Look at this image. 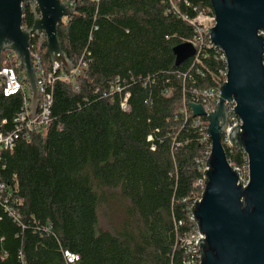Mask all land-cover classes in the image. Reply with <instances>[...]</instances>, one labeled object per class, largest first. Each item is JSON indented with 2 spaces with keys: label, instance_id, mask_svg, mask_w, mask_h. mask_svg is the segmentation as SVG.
I'll use <instances>...</instances> for the list:
<instances>
[{
  "label": "trees",
  "instance_id": "1",
  "mask_svg": "<svg viewBox=\"0 0 264 264\" xmlns=\"http://www.w3.org/2000/svg\"><path fill=\"white\" fill-rule=\"evenodd\" d=\"M60 1L75 8L57 26L74 69L53 75L45 131L0 153L10 193L0 198V264H65L66 251L74 264H199L192 209L211 142L187 104L221 87L222 52L204 38L175 65L173 48L196 34L183 0ZM33 17L25 5L21 25ZM30 46L51 71L45 36ZM21 104V94L0 93V121L11 125ZM223 147L231 167L246 169L239 142Z\"/></svg>",
  "mask_w": 264,
  "mask_h": 264
},
{
  "label": "water",
  "instance_id": "2",
  "mask_svg": "<svg viewBox=\"0 0 264 264\" xmlns=\"http://www.w3.org/2000/svg\"><path fill=\"white\" fill-rule=\"evenodd\" d=\"M209 1L216 23L206 30L210 42L225 55L227 74L212 113L207 114L200 103L187 104L192 116L206 118L211 142L203 192L192 209L199 234L205 236L197 241L199 264H264V34H258L264 32V0ZM27 4L34 16L31 27L21 25ZM74 12L60 0H0V54L11 50L21 61L33 118L38 91L29 53L31 37L44 35L54 71L62 69L71 76L74 65L60 46L57 26ZM173 53L179 66L195 56L196 49L184 42ZM226 101L235 104L231 112L241 121L230 128L228 137L230 143L239 142L247 156L245 186L221 141L229 120Z\"/></svg>",
  "mask_w": 264,
  "mask_h": 264
},
{
  "label": "built area",
  "instance_id": "3",
  "mask_svg": "<svg viewBox=\"0 0 264 264\" xmlns=\"http://www.w3.org/2000/svg\"><path fill=\"white\" fill-rule=\"evenodd\" d=\"M182 2L185 7L192 10L191 15L183 13L181 16L185 21H187L193 26L194 33H196L195 37L192 38V40L188 41L195 47L196 54L193 57H196L198 53L197 48L198 46L202 45V43L204 42V38H207L210 42L208 30L206 29L215 26L216 23V20H214L215 14L212 8L199 9L198 7L193 6L190 2H188V0H183ZM69 6H71V4H69ZM261 33L264 34L263 31H260L258 34L260 35ZM219 50L221 51V49ZM29 53L32 59L33 68L35 70V76L37 78L36 87L38 91V104L34 118L30 114L31 110L29 109V107H30L31 93L28 89V83L26 84L24 83L25 74L21 61L19 60V58H17L16 54L13 53L11 50H4L0 54V75H3L5 77V78H0V93L4 97L14 96L18 94H21L22 96V104L20 106L19 111L12 118L11 125L8 126L7 121L5 119L0 121V153L6 150H12L18 140H29L33 134L43 133L50 121V106H51L52 98L49 88L54 80L53 75L57 70L54 71V66L52 65L51 71H45L39 59L38 52L32 49L31 46L29 48ZM222 55L226 63V58L223 52ZM3 56L5 60H3ZM226 74H227V65L225 70L222 72V75L225 78L224 82L226 81ZM61 76L65 77L67 75L63 73ZM219 92L220 89L204 90L200 94H198L196 100H194L193 102L200 103L207 114L209 112L212 113L215 109L214 103H218L219 101ZM225 105L229 114V120H228V126L226 132L222 135L221 141L223 140L222 142L225 145L230 146L231 143L229 141L228 132L231 127H234V124L237 123L238 125H240L241 121L236 115H234L231 112L234 109L235 104H230L226 101ZM121 106L123 109L127 108L126 98L121 103ZM207 127H208V122H207ZM209 154H210V150L206 153V157H207L206 160L208 159ZM233 168L234 170L236 169L239 170L240 180L242 181V185L245 186V184L248 182V178H243V172L241 171V169L237 167H233ZM205 169L206 170L208 169L207 166H205L204 171ZM203 179H204V174H203ZM204 182H202L203 188H204ZM6 192H7L6 184L4 181H2L0 176V198L3 196L9 197L10 193L6 194ZM200 198L197 201H200ZM8 210L10 211V213L12 212L10 209ZM192 219L194 220L193 214H192ZM200 238L204 239L205 236L203 234L202 235L199 234V229L197 226V232L193 237L194 245L197 246V241ZM64 256H65V264H74L78 260L77 255L72 254L68 251L64 253Z\"/></svg>",
  "mask_w": 264,
  "mask_h": 264
},
{
  "label": "rangeland",
  "instance_id": "4",
  "mask_svg": "<svg viewBox=\"0 0 264 264\" xmlns=\"http://www.w3.org/2000/svg\"><path fill=\"white\" fill-rule=\"evenodd\" d=\"M3 60L4 56H3ZM243 178H248V171L245 168H242ZM112 212L108 211V209L103 210L99 215L100 225L102 228H109L111 226V222L114 221V217L111 215Z\"/></svg>",
  "mask_w": 264,
  "mask_h": 264
}]
</instances>
